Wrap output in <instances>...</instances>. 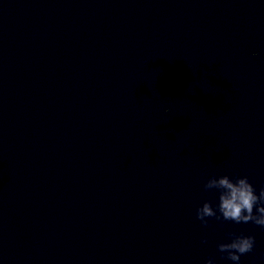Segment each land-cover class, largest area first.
Here are the masks:
<instances>
[{"label": "clouds", "instance_id": "1", "mask_svg": "<svg viewBox=\"0 0 264 264\" xmlns=\"http://www.w3.org/2000/svg\"><path fill=\"white\" fill-rule=\"evenodd\" d=\"M258 54L254 52L253 56ZM189 67L192 69V66ZM164 111L167 113L169 109ZM203 188L205 191L216 190L218 193L215 207L206 200L196 210V218L203 226L207 227L209 219L214 218L217 221H232L236 224L253 223L264 228V187L257 194L247 176L233 178L228 175H212ZM226 235L229 241L218 243L217 249L234 264H240L241 256L253 251L255 237L235 232ZM205 264H215L214 258L209 257Z\"/></svg>", "mask_w": 264, "mask_h": 264}]
</instances>
